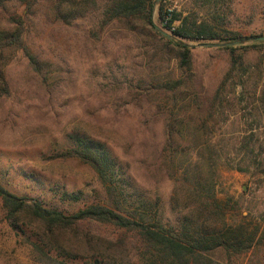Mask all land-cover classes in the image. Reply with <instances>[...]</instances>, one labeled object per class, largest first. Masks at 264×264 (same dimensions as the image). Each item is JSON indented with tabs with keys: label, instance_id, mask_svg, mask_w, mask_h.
Returning a JSON list of instances; mask_svg holds the SVG:
<instances>
[{
	"label": "rangeland",
	"instance_id": "rangeland-1",
	"mask_svg": "<svg viewBox=\"0 0 264 264\" xmlns=\"http://www.w3.org/2000/svg\"><path fill=\"white\" fill-rule=\"evenodd\" d=\"M159 2L155 0L152 23L170 34L159 22ZM224 2L230 8L226 13L229 28L246 37L245 44L256 42L255 49L234 52L238 67L227 75L226 97L220 101L228 110L225 120L218 111L207 119L206 107L229 68V51L186 41L192 66L181 73L173 52L153 53V41L140 31H128L117 23L101 26L97 9L67 24L57 19L52 3L22 19V6L12 1L0 5V31L11 30L14 21L22 20L23 44L38 54L42 66L39 71L33 69L20 48L0 54L6 82V91L0 90V186L65 213L106 202L105 188L94 170L70 153L78 148V139L91 140L110 155L140 197H156L164 216L172 218L175 209L171 207L188 203L194 186L174 182L167 175L162 148L165 109L171 103L159 93V86H173L181 77L183 91L177 108L186 125L184 136L191 138L195 133L198 138H210L215 199L227 223L254 235L252 247L245 252L227 254L218 249L209 255L219 264H264V39H260L264 37V0ZM162 3L182 16L206 14L196 0ZM178 23L174 21L173 26ZM204 118L210 130H194ZM181 159L179 155L175 163H184ZM184 166L175 179L183 176ZM198 169L199 177L209 176L203 164ZM62 190L79 191L83 198L78 203L62 202ZM94 231L116 235L109 227L87 224L78 233L50 234L27 217L6 218L0 199V264H104L107 255L90 250L82 238ZM129 237L137 247L138 242ZM99 243L101 251L110 247L107 240Z\"/></svg>",
	"mask_w": 264,
	"mask_h": 264
},
{
	"label": "trees",
	"instance_id": "trees-1",
	"mask_svg": "<svg viewBox=\"0 0 264 264\" xmlns=\"http://www.w3.org/2000/svg\"><path fill=\"white\" fill-rule=\"evenodd\" d=\"M5 1H12L24 8L20 19L34 16L40 6L52 3L57 19L67 24L87 18L97 9L101 26L117 23L128 31H140L153 41L150 44L154 49L153 53L173 52L181 73L189 71L192 66L191 46L186 41L223 43L217 49L229 51L230 65L206 107L207 119L215 111L222 114L223 120L227 117L228 110L225 106H220V101L226 97L224 91L228 87L227 75L233 74L238 67L234 52L238 49L246 52L256 48V42L245 44L246 37L229 28L230 20L226 13L230 12V8L225 6L224 0H196L198 8L206 9L205 16H199L197 12L182 16L175 10L164 8L160 0L158 19L161 27L177 40L164 36L153 25L155 0H0V5ZM176 20L179 23L174 27L173 22ZM14 23L11 30L0 31V54L10 48H20L28 57L29 65L39 71L42 66L37 61L38 54L31 52L23 44L24 22L17 20ZM258 43L261 44L262 41ZM181 79L179 77L173 86H159V93L170 98L171 103L165 109L167 117L162 148L165 161H168L167 175L170 179L174 178V182H186L188 186H194L189 190L188 203L182 208L171 207L172 210L175 209L172 218L164 216L156 197L152 200L140 197L131 182L116 168L110 155L97 143L85 139H78V148H73L70 153L94 170L105 188L106 202L85 204L71 213H65L60 209L47 207L36 198L17 195L0 186V199L6 218L13 221L27 217L31 223H40L50 234L65 230H75L78 233L80 226L85 224L97 228L109 227L113 233L116 232L113 237L95 231L82 235L90 250L107 255L104 264H219L209 254L218 249L227 254H240L251 248L254 235L247 234L240 226L227 223L223 207L215 199L214 182L210 173L213 161L210 138H198L195 133L191 138L184 136L186 125L179 114L180 108H177L181 99L179 95L183 91ZM0 90L6 91L1 71ZM192 92L190 90L189 94H193ZM194 102L197 110L199 106L195 98ZM207 123L205 118L202 119L194 130L206 132L209 129ZM179 155H182L181 160L184 159L185 162L176 164ZM200 164L206 166L209 176H198ZM182 166L183 176L175 179V173ZM82 198L79 191L62 190L59 196L62 202L67 203H78ZM128 237L137 241L138 246ZM103 240H107L110 247L101 251L99 242ZM129 245L133 254L129 253Z\"/></svg>",
	"mask_w": 264,
	"mask_h": 264
},
{
	"label": "water",
	"instance_id": "water-1",
	"mask_svg": "<svg viewBox=\"0 0 264 264\" xmlns=\"http://www.w3.org/2000/svg\"><path fill=\"white\" fill-rule=\"evenodd\" d=\"M156 1H158V0H156ZM156 28L164 36L169 37V38L171 37L170 34L166 33L165 31H162L161 29H158V27H156ZM260 39H264V37H261ZM200 45L201 46H205V47H219V46H223L224 44L223 43H210V42H206V43H201Z\"/></svg>",
	"mask_w": 264,
	"mask_h": 264
}]
</instances>
